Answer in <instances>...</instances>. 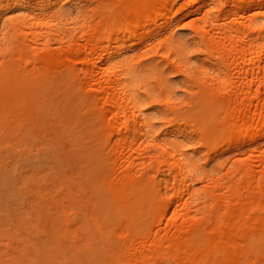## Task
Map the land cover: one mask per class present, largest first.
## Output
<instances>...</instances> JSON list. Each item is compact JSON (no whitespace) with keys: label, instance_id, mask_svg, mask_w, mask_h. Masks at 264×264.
Segmentation results:
<instances>
[{"label":"bare ground","instance_id":"1","mask_svg":"<svg viewBox=\"0 0 264 264\" xmlns=\"http://www.w3.org/2000/svg\"><path fill=\"white\" fill-rule=\"evenodd\" d=\"M80 2L70 19L62 0H0V165L34 142L62 168L11 171L0 264H264V0Z\"/></svg>","mask_w":264,"mask_h":264},{"label":"rangeland","instance_id":"2","mask_svg":"<svg viewBox=\"0 0 264 264\" xmlns=\"http://www.w3.org/2000/svg\"><path fill=\"white\" fill-rule=\"evenodd\" d=\"M62 3L64 4V8L63 9L65 10V14H67V18H70V19L71 18H76L79 15L83 14V12L85 11L84 5H83V3L80 2V0H62ZM1 28H4V27L1 25ZM174 28H176V29H174ZM174 28H173V30H174V32H176L175 33V38L179 41V43L182 45V47L185 50H187L189 52V54H190V52L193 51L194 46H193L192 36L190 35L189 30L187 28L181 27L179 25L176 26V27H174ZM129 54H131V52L126 51L125 55L127 56ZM167 81H168L167 86L171 90L172 98L175 99V100H177V101L186 102L187 96L184 93V90L185 89H184V85L181 82V80L179 78L175 77L174 75H169L168 78H167ZM149 85H150V87L152 89L153 97L154 98H157V91L154 89L153 84H149ZM141 100L143 101V103H145V100L144 99L141 98ZM63 102H64L63 101V91L61 89H59V88H55V90H53L51 92V107L53 108V109L51 108L52 111H53V112L51 111L52 114L49 115V117H51V122H52V120H56V118L58 117V115L60 113V110L63 111V108H62ZM69 106H71V105H69ZM146 115H147V117H148V119H149V121L151 123V128H150L151 132L156 133V132H158L160 130H164L165 129L166 126L164 125V122L167 119V115L162 110L161 107H159L157 105V106L151 108L150 110H148V112L146 113ZM53 122H55V121H53ZM80 128H82V126H80ZM80 128H77V131L80 130ZM168 139L171 140V141H174L176 143H179V144L188 145V147H189V150H188V153H187L188 156L191 159L196 160L197 163H198V165L201 166V169L203 171H205V170H207V169L210 168V166H211V164L213 162L209 166H203L202 165L203 160H202V156H201L202 153H194V150L191 147L192 146V143H190V141L187 138L184 139L180 134L175 135V136H173L172 134H170L168 136ZM30 141H31V139H30ZM32 141H34V140H32ZM30 145L31 146L34 145V147L32 149H35V151L32 150V149H30L31 148V146H30V147H28L29 151L26 152L25 154H23L21 151L18 150L19 149L18 146H20L18 144V145H14L13 146L15 148H13V147H12L13 149L11 147L10 148H7L8 150L6 149L2 153V155L5 156V159L4 160H6V159L7 160L4 163L1 162V165H3V166L0 165V168L3 167V169H1V170L3 172H5L4 167L6 168V166L10 167L11 170L8 169V167H7L6 169L7 170H10V171H7L6 170V173H4V174L2 173V171H0L1 174H3V175L0 174V176H1L0 177V180L2 178L1 181H2V184H3V185H1V183H0V199L2 201V203H0V204L3 205V203H5L4 206H7L6 208H8V209H10V205L13 206L12 201L14 202V199H15V202L14 203L17 204V202H19V200L17 198L18 196L17 197L16 196L15 197L14 196L13 197L11 196V194L12 195H15V193H16L15 191L18 188L17 187L16 189H14L16 187V184L15 183H17V182H14V180H17L19 178L18 176H21L20 174L19 175L16 174V171L13 170V169H15V166H19L17 164L24 163L21 166L28 167V170H29V167L32 168V169H35L39 173L38 174V178H40L39 175L41 176L43 174H46L47 172H51V169H52L51 167H54L55 168L54 169L55 171L56 170L57 171H60V170L62 171V168L60 167L61 160H60V162L58 164L59 159L56 158V156H57V150L55 151V150H52V148L49 149L46 146H43V145L41 146L40 143H39V145L42 147V149H43V147L45 149V150H41L40 149V151H42V153H39V152H37L38 151L37 148H40V147L37 146L36 143L33 142V144L31 143ZM10 149L14 150L15 152L10 151ZM48 150L50 151V154L53 156L52 158L54 159V161H52L53 159H50V157L48 156V154H49L48 153L49 152ZM52 152H54L55 155H53ZM26 154H28V155H26ZM45 154H46V156H45ZM24 155H25V157H24ZM26 156H27V158L29 156V158L28 159H24V158H26ZM36 156H38V157H36ZM47 156L49 157V159H48ZM54 156H55V158H54ZM9 162H11V163L8 164ZM68 163L73 165V162H70L69 161ZM12 165H14V167ZM26 167H24V168H26ZM32 169H30V170H32ZM54 170L52 171L53 174L55 172ZM11 171H12V173H13V171H15L13 173V175H18V176H15L14 177L13 175H11L12 174ZM47 175H49V173ZM43 176H46V175H43ZM3 177H5V178H3ZM16 177H18V178L16 179ZM12 179H13V182H12ZM12 183H14V185ZM11 185L12 186H15V187L13 188V187H11ZM12 189H14V190H12ZM8 196H10V197H8ZM7 200H8V202H10L12 204L7 205L6 204ZM16 200H17V202H16ZM14 208H15L14 206H13V208L11 207V212H10L12 219H14L13 218L14 217V215H13V211L14 210H12Z\"/></svg>","mask_w":264,"mask_h":264}]
</instances>
